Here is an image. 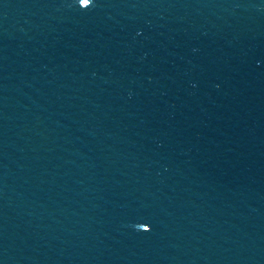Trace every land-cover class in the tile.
<instances>
[{"label":"water","instance_id":"water-1","mask_svg":"<svg viewBox=\"0 0 264 264\" xmlns=\"http://www.w3.org/2000/svg\"><path fill=\"white\" fill-rule=\"evenodd\" d=\"M0 264H264V0H0Z\"/></svg>","mask_w":264,"mask_h":264},{"label":"snow or ice","instance_id":"snow-or-ice-1","mask_svg":"<svg viewBox=\"0 0 264 264\" xmlns=\"http://www.w3.org/2000/svg\"><path fill=\"white\" fill-rule=\"evenodd\" d=\"M90 2V0H84V3L85 4H87V3H89Z\"/></svg>","mask_w":264,"mask_h":264}]
</instances>
